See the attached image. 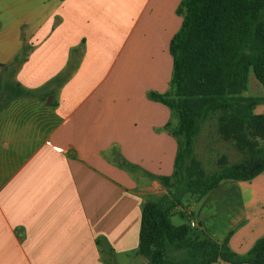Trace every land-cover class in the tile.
Segmentation results:
<instances>
[{
  "label": "crops",
  "instance_id": "0c3cea01",
  "mask_svg": "<svg viewBox=\"0 0 264 264\" xmlns=\"http://www.w3.org/2000/svg\"><path fill=\"white\" fill-rule=\"evenodd\" d=\"M180 1L0 0V264H120L122 256L127 264H147L136 253L141 208L168 193L156 177L172 174L176 141L169 129L177 120L150 102L159 115L141 130L147 144L132 146L130 135L118 133L128 125L122 105L96 81L107 62L121 60L122 47L168 34V48L181 23ZM132 51L128 60L136 61ZM61 61L66 84L59 91L51 80L62 73L53 66ZM30 63L35 69H27ZM255 113L264 117V105ZM207 126L208 120L196 137L201 166L199 155L208 150L230 164L229 154L241 160L215 125L212 132ZM108 142L116 144L111 155ZM145 157L154 166L138 163ZM184 200L187 208L181 203L170 220L185 218L182 224L217 243L228 236L239 256L264 235V171Z\"/></svg>",
  "mask_w": 264,
  "mask_h": 264
},
{
  "label": "trees",
  "instance_id": "16d2710c",
  "mask_svg": "<svg viewBox=\"0 0 264 264\" xmlns=\"http://www.w3.org/2000/svg\"><path fill=\"white\" fill-rule=\"evenodd\" d=\"M175 13L181 23L168 44L169 89L148 98L174 112L176 153L172 174L156 177L168 193L142 205L136 253L147 264H264V235L239 256L228 236L217 243L170 220L184 195L201 199L224 180L250 181L264 171V117L255 113L264 94H243L249 72L264 90V0H181ZM211 117L242 158L230 164L221 156L218 170L207 174L194 144Z\"/></svg>",
  "mask_w": 264,
  "mask_h": 264
},
{
  "label": "rangeland",
  "instance_id": "374dc122",
  "mask_svg": "<svg viewBox=\"0 0 264 264\" xmlns=\"http://www.w3.org/2000/svg\"><path fill=\"white\" fill-rule=\"evenodd\" d=\"M149 34V31H146ZM145 32V34H146ZM167 36L164 34L162 37L157 39L154 36L152 43L148 41L147 45H141L140 41L138 44L130 49V46L122 47V58L119 62H107L106 71L97 79L96 83L98 86L105 88L107 91V99L111 98L122 105V115L123 123L127 125V130H120L118 133L122 134V137L129 136L133 138L130 144L132 146H144L147 144L143 140L144 134H142V128L145 129L146 123L152 119L156 118L159 115V112L154 106H150V102H153L148 98V93L155 92L163 94L169 89L168 80L170 79L171 72V57L168 53L167 48ZM132 51V58L135 57L136 61H129L127 52ZM127 55V56H126ZM32 63L27 65V69H35V66H31ZM48 63H40V67H45ZM114 64V65H113ZM18 63L11 65L13 69H16ZM39 66V64L37 63ZM55 69L61 68L62 73L54 79H52L53 86L56 87L59 91L64 88L66 84L65 77V62H56L53 63ZM113 66V67H112ZM93 79V78H92ZM43 78L37 79L36 82H42ZM245 96H261L264 94V90L261 84L256 80L252 72H249L248 81H247V90L243 93ZM62 96L60 104L66 103L65 94H58V99ZM159 104V103H158ZM166 108V107H165ZM168 109V108H166ZM169 110V109H168ZM171 112V121L176 120V116L173 111ZM61 117L64 116V108L60 111ZM216 127L215 117H211L208 120L207 132L213 130V127ZM112 129V128H111ZM118 130V129H117ZM216 132V131H215ZM117 133L114 129L113 134ZM203 133V132H202ZM229 145L231 143L228 142ZM115 143H107L106 153L111 155L114 151ZM229 147V146H228ZM133 151V149H132ZM225 152V150H223ZM235 151V150H234ZM218 153L214 150H208L207 154H200L199 158L203 162V168L207 174L216 172L218 169L215 166V161L217 160ZM226 154V153H225ZM228 154V153H227ZM195 157L197 158V138L195 144ZM231 159V162H237V157H231L232 154L227 155ZM123 158H120L117 162L120 165V161ZM132 161H134L132 159ZM143 165H151L152 159L140 158L138 163ZM156 166V165H155ZM121 167V166H119ZM142 167V165H141ZM123 170L127 171L129 166L127 163L122 165ZM161 170H164V166L161 167ZM145 171V170H144ZM146 172V171H145ZM167 190V189H166ZM168 191V190H167ZM182 208H187V202L184 200L182 202ZM171 221L174 225L182 224L186 222V219H180L178 216L171 218ZM120 264H127V258L122 256V260L118 261Z\"/></svg>",
  "mask_w": 264,
  "mask_h": 264
}]
</instances>
